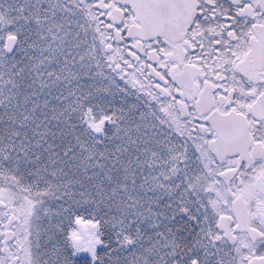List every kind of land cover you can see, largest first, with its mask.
<instances>
[{"label": "snow or ice", "instance_id": "snow-or-ice-1", "mask_svg": "<svg viewBox=\"0 0 264 264\" xmlns=\"http://www.w3.org/2000/svg\"><path fill=\"white\" fill-rule=\"evenodd\" d=\"M0 264H264V0H0Z\"/></svg>", "mask_w": 264, "mask_h": 264}, {"label": "flooded vegetation", "instance_id": "flooded-vegetation-1", "mask_svg": "<svg viewBox=\"0 0 264 264\" xmlns=\"http://www.w3.org/2000/svg\"><path fill=\"white\" fill-rule=\"evenodd\" d=\"M102 19H103V17H101ZM130 71H131V69H130Z\"/></svg>", "mask_w": 264, "mask_h": 264}]
</instances>
